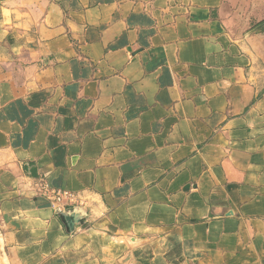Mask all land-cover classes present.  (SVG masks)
Returning <instances> with one entry per match:
<instances>
[{"label": "crops", "instance_id": "1", "mask_svg": "<svg viewBox=\"0 0 264 264\" xmlns=\"http://www.w3.org/2000/svg\"><path fill=\"white\" fill-rule=\"evenodd\" d=\"M237 1L0 0V264H264V18Z\"/></svg>", "mask_w": 264, "mask_h": 264}, {"label": "built area", "instance_id": "2", "mask_svg": "<svg viewBox=\"0 0 264 264\" xmlns=\"http://www.w3.org/2000/svg\"><path fill=\"white\" fill-rule=\"evenodd\" d=\"M36 195L46 198L58 214L80 212L86 203L79 193L57 189L47 180L40 179L33 185Z\"/></svg>", "mask_w": 264, "mask_h": 264}, {"label": "rangeland", "instance_id": "3", "mask_svg": "<svg viewBox=\"0 0 264 264\" xmlns=\"http://www.w3.org/2000/svg\"><path fill=\"white\" fill-rule=\"evenodd\" d=\"M242 2L244 3L237 1L236 4L237 9L245 7V10L238 14V24L241 28L248 29L250 26H255L258 19L264 18V0H242ZM230 7L233 9V6Z\"/></svg>", "mask_w": 264, "mask_h": 264}, {"label": "water", "instance_id": "4", "mask_svg": "<svg viewBox=\"0 0 264 264\" xmlns=\"http://www.w3.org/2000/svg\"><path fill=\"white\" fill-rule=\"evenodd\" d=\"M65 215L66 214H69L68 217H69V220L67 222V227L69 229H72L74 228V226L78 223H81L83 221V216L79 213V212H74V213H64Z\"/></svg>", "mask_w": 264, "mask_h": 264}]
</instances>
